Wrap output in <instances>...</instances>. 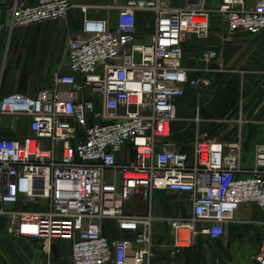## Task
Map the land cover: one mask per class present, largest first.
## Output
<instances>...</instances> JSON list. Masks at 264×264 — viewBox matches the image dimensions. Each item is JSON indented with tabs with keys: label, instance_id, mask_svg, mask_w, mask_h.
<instances>
[{
	"label": "built area",
	"instance_id": "1",
	"mask_svg": "<svg viewBox=\"0 0 264 264\" xmlns=\"http://www.w3.org/2000/svg\"><path fill=\"white\" fill-rule=\"evenodd\" d=\"M119 1L114 22L84 18L52 87L0 97V116H21L28 125L25 136L0 137L5 232L36 246L43 241L45 251L55 240L68 241L73 264H153L159 189L187 193L192 201L190 217L165 219L174 237L171 253L202 235L222 238L244 205H257L264 216V142L246 167L241 140L197 134L189 155L171 139L187 89L211 85L209 78H190L184 43L190 35L208 37L215 14L225 19L227 41L239 32L264 36V0H221L216 7L207 0L182 6ZM77 6L74 0H13L11 28L63 20ZM139 12L155 16L148 41L138 38ZM217 57L216 49L202 53L206 63ZM258 89L264 93V79ZM243 107L236 118L216 121L242 127ZM135 196L147 202L145 213L128 211ZM209 264H264V243L246 263Z\"/></svg>",
	"mask_w": 264,
	"mask_h": 264
},
{
	"label": "crops",
	"instance_id": "2",
	"mask_svg": "<svg viewBox=\"0 0 264 264\" xmlns=\"http://www.w3.org/2000/svg\"><path fill=\"white\" fill-rule=\"evenodd\" d=\"M23 1L28 4H36L39 0ZM12 2L13 0H0V97H5L14 92L34 96L39 90L52 87L54 84L55 71L59 66L67 65L69 40L81 31L84 20L76 15V13L73 12L74 9H72L63 20L44 22L41 24L29 25L27 27L15 26L11 28ZM145 14H151L154 19L153 26L148 25L149 28L146 27L142 19V16ZM218 16L216 14L212 16L208 37L197 38L190 35L184 43V65L190 70V78L196 73H200L197 77L209 79L218 76L219 81L224 83L225 88L228 90V84L232 83H228L225 77L233 70L224 67V63L231 60L235 51L244 43L241 42L242 40L239 37L243 33L239 32L231 41L225 40L226 23L221 28L216 27L215 21L219 20ZM154 21L155 16L152 12H139L137 14V26L139 27L138 38L141 41H148L150 39V35L154 31ZM145 30H149L150 32H146ZM211 48L218 51V57L212 62L206 63L202 61V53L204 50ZM198 62L202 64L201 67L192 66ZM67 69L68 68H65L64 70ZM253 74L254 76L259 75L262 77V80L264 79V71L257 70L253 72ZM235 78L239 80L238 86L240 92V78L239 76H235ZM207 88H209V86L205 88L191 86L188 89H191L193 94H201ZM258 93V97L254 98L256 99L257 106L253 111V119L250 112L245 110V123L242 127L237 123H218L216 121L226 120L231 116L232 113H228L226 110H222L220 119L200 117L199 107L196 112L197 115L196 113L193 114L187 111L184 102L187 96L186 93L185 97L179 102L180 108L178 107V112L182 109V113L191 116L192 119H182L183 122H179V119H177L173 124L178 125V122L183 124L188 123L186 127H189L188 125L192 123L194 126L191 132H189L187 130L181 131L180 129H176L172 124V141L179 149L192 155V142L197 134L215 138L217 141L222 142H235L241 140L244 166H250L253 162L254 152V148L252 149L251 145L257 136H263L262 129H264V93L259 89ZM238 114L239 112L232 114V118H236ZM249 116L251 117L250 119H248ZM197 117H199L200 121L196 120ZM127 207L128 211L131 213H145L148 205L145 200L135 196L130 199ZM154 208L156 215L161 218V221L156 223L155 237L162 229L168 226L165 219L188 218L192 215V201L190 195L184 192L164 189L156 190L154 193ZM262 215V211L255 204L242 206L236 212V218L240 221L227 224L224 236H227L232 227L242 232L243 228L238 227L236 224H245L248 223L247 221L255 224L257 229L255 228L253 230L258 231L260 236L263 235L264 227L255 223V221L261 220L260 218H262ZM253 230L249 231L254 232ZM118 236H121V234L118 233ZM203 238L208 239L204 235L200 236L199 239ZM32 241L35 242V244L37 243L34 240ZM157 250L158 253L156 256L158 258L163 257L161 249ZM35 251L36 248L23 251L26 264H33ZM162 251L167 255L165 250ZM256 251L254 250L244 261L235 263L248 262ZM170 253H168V255ZM39 264H73L71 250L69 252H64L63 250L53 247L46 251L43 250L40 255Z\"/></svg>",
	"mask_w": 264,
	"mask_h": 264
},
{
	"label": "rangeland",
	"instance_id": "3",
	"mask_svg": "<svg viewBox=\"0 0 264 264\" xmlns=\"http://www.w3.org/2000/svg\"><path fill=\"white\" fill-rule=\"evenodd\" d=\"M77 6L73 8V12L84 20L89 18H108L112 22L115 20L117 9L112 7L117 3V0H74ZM171 5L182 6L186 0H167ZM124 1H119L121 4ZM221 0H207L208 7H216ZM82 6H87V12L82 11ZM218 16V14H216ZM147 28L153 26V16L145 14L142 16ZM218 21H215L216 27H223L225 19L218 16ZM149 25V26H148ZM25 27V26H16ZM27 27V26H26ZM139 29V27H138ZM150 32L149 30H145ZM75 32V31H73ZM241 36V46L235 51L233 58L224 63V67L233 70L225 77L228 83H233L235 76L240 78V95L238 97L231 94L224 83L219 81V77L215 76L211 79V84L201 94H193L191 89H187V96L184 99L185 108L191 113H196L200 108V117L219 118L222 116V110L228 113L235 114L239 112L243 102L244 110H248L253 119V111L257 106L256 97H258V85L262 81L259 75L254 76L253 72L257 70L264 71V36L247 34L245 32ZM60 43V42H59ZM61 44V43H60ZM63 44V42H62ZM194 67H201L200 62L193 64ZM194 75V76H193ZM191 78H197L200 73L193 74ZM241 100H243L241 102ZM180 108V107H179ZM232 114L229 118H232ZM197 115V113H196ZM250 116L248 119L251 118ZM179 122L182 119H192L191 116L182 113V109L177 114ZM173 124L176 129L187 130L191 132L192 123L186 127L188 123ZM263 136H257L252 143V149L259 142H264ZM28 134V125L24 117L21 116H0V137H21ZM264 221V216L260 218ZM236 224L243 228L242 232L236 230L235 227L228 232L227 236L218 240L198 239L196 243L190 247H184L179 252H172L174 245V237L170 227L162 229L155 237V260L153 264H209L215 261L225 263L242 262L254 250H258L264 242V233L259 235L258 231H254L256 225L253 223ZM6 219L0 218V264H26L24 261L23 251H28L36 248L35 242L24 238L10 237L5 232ZM264 227V226H263ZM257 229V228H256ZM264 229V228H263ZM253 230L254 232H250ZM53 248L69 252L71 244L65 240H55L52 244ZM157 249H161L163 257L158 258ZM165 250L167 255L163 253ZM168 253H170L168 255Z\"/></svg>",
	"mask_w": 264,
	"mask_h": 264
},
{
	"label": "trees",
	"instance_id": "4",
	"mask_svg": "<svg viewBox=\"0 0 264 264\" xmlns=\"http://www.w3.org/2000/svg\"><path fill=\"white\" fill-rule=\"evenodd\" d=\"M238 79H234V82L232 84H228V90L236 97L240 95L239 92V86H238Z\"/></svg>",
	"mask_w": 264,
	"mask_h": 264
},
{
	"label": "water",
	"instance_id": "5",
	"mask_svg": "<svg viewBox=\"0 0 264 264\" xmlns=\"http://www.w3.org/2000/svg\"><path fill=\"white\" fill-rule=\"evenodd\" d=\"M43 249H44V243H43V241H40L37 244L33 264H39L40 255H41V252L43 251Z\"/></svg>",
	"mask_w": 264,
	"mask_h": 264
}]
</instances>
